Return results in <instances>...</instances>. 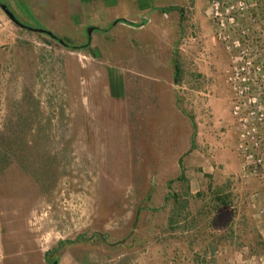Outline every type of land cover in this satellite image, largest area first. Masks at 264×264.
<instances>
[{
    "label": "rangeland",
    "instance_id": "obj_1",
    "mask_svg": "<svg viewBox=\"0 0 264 264\" xmlns=\"http://www.w3.org/2000/svg\"><path fill=\"white\" fill-rule=\"evenodd\" d=\"M0 1L57 37L0 5V264H264L230 84L248 53L264 85V0H220L246 3L230 51L213 0Z\"/></svg>",
    "mask_w": 264,
    "mask_h": 264
},
{
    "label": "built area",
    "instance_id": "obj_2",
    "mask_svg": "<svg viewBox=\"0 0 264 264\" xmlns=\"http://www.w3.org/2000/svg\"><path fill=\"white\" fill-rule=\"evenodd\" d=\"M212 15L219 29V36L226 42L228 51L240 46L238 39H233L231 31L240 25V16L245 9V1L224 7L220 0L212 1ZM246 56V58H245ZM242 62L234 66L230 84L236 95L233 115L237 119L238 150L245 159L244 166L253 175L264 174V85L253 87L252 82L260 71L256 59L244 53ZM257 68V69H256ZM252 73L255 76H252ZM264 212V209L261 210Z\"/></svg>",
    "mask_w": 264,
    "mask_h": 264
},
{
    "label": "trees",
    "instance_id": "obj_3",
    "mask_svg": "<svg viewBox=\"0 0 264 264\" xmlns=\"http://www.w3.org/2000/svg\"><path fill=\"white\" fill-rule=\"evenodd\" d=\"M169 8L170 9H173L174 6H171ZM18 27L20 28V30L26 31L28 33H33V32L45 33L44 31H42L40 29L34 30L33 28H30V27H27V26L25 28H23V27H21V26L18 25ZM51 37H53V36H51ZM53 38H55V37H53ZM62 42L64 43V45L69 46V47H72L71 45H67V43L69 44V39L68 38L62 39ZM85 47H88L87 44H86ZM179 73H180V70L178 68V77H179ZM192 140H193L192 141V148H194V147H196L195 133H194V136H193V139ZM1 143H2L3 148L5 150V153H6V154H4V157H6V159L4 160V162H5V164H9L10 162L8 161V152H6V151L7 150H14V149H20L21 150L23 148L24 140H17V139L16 140H11L10 137H8V138H6V137L4 138L3 137ZM179 164H180V168H181V173L176 178V180H174V179H170L169 180V185H170L171 188H172L171 184L174 181L188 182V177L186 175V169L183 167L181 160H180ZM172 197H174V199L177 198V195L174 194L173 191L169 192V194H167L165 196V200L167 201V200L171 199ZM218 198H219V200L221 201V203L223 205H226L228 207L230 206V203H229L230 201L228 200L229 199V196H226L225 198H222V196H220ZM259 238L260 239H258V243L260 242L261 248H263V246H264V240L262 239L261 235H259ZM86 240H87L86 236L85 235H81V236H78L76 239H73L72 240V243H76V242H80V241H86ZM65 246H66V244L64 242H61L56 247H54V248L50 249L49 251H47L45 253L46 261L48 263H52V261H53V264H57V262H58L57 260H58V257L60 255V252H62L65 249ZM258 252L263 253L264 250L261 249V250H258Z\"/></svg>",
    "mask_w": 264,
    "mask_h": 264
},
{
    "label": "water",
    "instance_id": "obj_4",
    "mask_svg": "<svg viewBox=\"0 0 264 264\" xmlns=\"http://www.w3.org/2000/svg\"><path fill=\"white\" fill-rule=\"evenodd\" d=\"M2 9L5 11V13L9 16V18L14 22L16 23L17 25L25 28L26 26L24 24H22L18 19L17 17L14 15V13L8 8V6L6 4H3L2 5ZM34 30H37V29H34ZM41 30V29H40ZM44 31V30H42ZM45 33H47L48 35L50 36H53L56 38V36L54 34H52L51 32L49 31H44ZM60 42H62V40H60Z\"/></svg>",
    "mask_w": 264,
    "mask_h": 264
},
{
    "label": "crops",
    "instance_id": "obj_5",
    "mask_svg": "<svg viewBox=\"0 0 264 264\" xmlns=\"http://www.w3.org/2000/svg\"><path fill=\"white\" fill-rule=\"evenodd\" d=\"M175 70H176V67H175ZM230 221L229 223L231 224L232 223V220H227V222ZM229 224V226H227V228L231 227V225Z\"/></svg>",
    "mask_w": 264,
    "mask_h": 264
},
{
    "label": "flooded vegetation",
    "instance_id": "obj_6",
    "mask_svg": "<svg viewBox=\"0 0 264 264\" xmlns=\"http://www.w3.org/2000/svg\"><path fill=\"white\" fill-rule=\"evenodd\" d=\"M3 4H4V3H2V2L0 1V5H1V7H2Z\"/></svg>",
    "mask_w": 264,
    "mask_h": 264
}]
</instances>
